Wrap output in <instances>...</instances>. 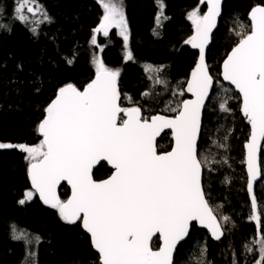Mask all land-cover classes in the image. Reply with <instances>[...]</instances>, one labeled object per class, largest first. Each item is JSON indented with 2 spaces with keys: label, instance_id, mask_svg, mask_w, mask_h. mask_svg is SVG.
Returning <instances> with one entry per match:
<instances>
[{
  "label": "snow or ice",
  "instance_id": "snow-or-ice-1",
  "mask_svg": "<svg viewBox=\"0 0 264 264\" xmlns=\"http://www.w3.org/2000/svg\"><path fill=\"white\" fill-rule=\"evenodd\" d=\"M103 15L93 29L91 44L101 52L97 34L108 37L112 29L123 38L125 62L133 60L129 48V29L122 0H99ZM157 26L163 16V0H157ZM199 6L188 12L192 35L184 41L198 50L185 87L174 95L190 99L169 104L166 111L145 114L142 105L124 107L121 104L119 77L121 70L107 66L103 58L92 59L94 76L82 88L67 82L59 86L54 97L43 108L37 125L42 137L39 143H0V149L17 148L26 154L30 188L19 201L21 205L37 197L56 211L66 225L79 226L88 236L96 253V264H174L178 244L188 236L193 223L207 228L213 238L221 239L223 230L209 205L202 186V173L209 165L201 158V115L216 78L207 62L206 50L222 15V0H199ZM2 12V9H0ZM31 17L38 25L50 22L38 0H15L14 19L21 23ZM250 25H240L238 42L222 62L219 77L233 86L241 98L240 111L250 126L246 149L247 191L251 197L250 220L256 222L260 258L264 264V233L254 183L264 179L261 151L264 148V0L251 7ZM0 31H11L0 23ZM30 31L35 35L36 27ZM69 65L72 59L66 61ZM22 69V65H17ZM161 68L145 66V72H160ZM149 79H153L149 75ZM156 84L166 82L159 77ZM39 87L36 91H39ZM149 97L150 93H143ZM131 101V97H126ZM229 111L226 102L220 104ZM167 130V133H166ZM170 134L168 150H158L157 138ZM223 147V145H219ZM106 162V163H105ZM110 166L111 174L94 179V169ZM62 182L70 186V195L61 199L58 188ZM225 222L230 218L223 216ZM159 241L153 247V239ZM13 239L31 244L33 239L13 228ZM206 251V250H205ZM252 251V248H248ZM29 252V264H33Z\"/></svg>",
  "mask_w": 264,
  "mask_h": 264
},
{
  "label": "trees",
  "instance_id": "trees-1",
  "mask_svg": "<svg viewBox=\"0 0 264 264\" xmlns=\"http://www.w3.org/2000/svg\"><path fill=\"white\" fill-rule=\"evenodd\" d=\"M38 2L47 12L50 22L45 20L36 25L33 20H43V17H31L29 14V21L21 23L13 18L15 0H0V23L11 27V31H0V143L37 144V125L43 117V108L64 83L72 82L82 88L93 77L92 59L96 55L102 56L107 66L121 70L122 106L142 105L146 115H173L165 110L177 99L171 96L173 88L186 86L185 81L198 58V53L184 41L192 35L188 12L197 6L201 12L206 9L199 0H163V16L167 19L162 18L159 26L156 22L159 12L157 0H122L130 33L129 48L133 54V60L127 62L123 59V40L115 35L116 31L105 45L110 47L106 51H96L91 44L93 29L103 15L98 0ZM258 3L261 0L226 1L223 18L207 58L216 78L214 94L217 84L232 89L222 82L219 72L226 55L239 40L236 32L240 30L233 25L234 18L250 25L248 13ZM32 27L37 29L35 35L30 31ZM100 41L103 39L98 43ZM68 59L73 60L71 65L66 62ZM17 65H22V69ZM146 65L162 67L163 70L146 73ZM149 75H157L166 83L151 88L149 82L153 79L150 80ZM37 87L39 91H36ZM145 92L150 96L144 97ZM226 94L227 97L219 103H213L212 99L206 107L200 152L203 157L202 145L207 138L205 127L211 117L215 116L218 128H222L225 122V162L215 180L210 181L214 171L204 169L203 184L206 198L218 219H221L220 215L230 219L226 224L221 223L225 235L220 241H214L206 231L193 225L188 240L178 249L176 262L181 251L199 237L205 240L209 264H254L260 258V245L254 242L259 236L249 219L251 197L245 173L244 145L250 129L240 111L239 95L234 91ZM126 97H133V102L128 103ZM189 98V94H185L179 100ZM225 102L229 111L220 108V104ZM170 143V134H164L157 143L158 150H168ZM25 156L17 148L0 149V264H23L26 254L32 249L36 251L33 264H96V253L87 234L78 225H66L55 210L44 206L37 197L32 202L19 203L30 188ZM261 160L264 172V148ZM228 165L233 166V171L226 178L224 173ZM98 169L94 173L97 180L111 174L108 167ZM209 175L206 181L205 177ZM61 191L66 189L61 188ZM255 195L259 210L264 211V179ZM215 207H219V211ZM14 227L17 231H25L29 237L39 236L40 242L33 239L31 244H26L23 240L13 239ZM261 233H264V216ZM158 245L155 238L153 247Z\"/></svg>",
  "mask_w": 264,
  "mask_h": 264
},
{
  "label": "rangeland",
  "instance_id": "rangeland-1",
  "mask_svg": "<svg viewBox=\"0 0 264 264\" xmlns=\"http://www.w3.org/2000/svg\"><path fill=\"white\" fill-rule=\"evenodd\" d=\"M234 20H235V22H233V25L234 26L236 25L239 30H240L241 24L246 26L245 22L240 21L237 18H234ZM128 29H129V27H128ZM113 30L116 31V33H117L116 29H112L110 31V33ZM99 36L101 38H108L109 37V36L104 37L102 34H99ZM118 37L123 40V38L120 37L119 35H118ZM218 87L221 88L220 91H218ZM178 89H180V87L174 86L171 96L176 97L177 99H176V101H173L174 103H171V104H175L179 100V96L174 95V93ZM224 89L225 88L221 84H217L215 94H214V90H213V93H212L210 100L213 99V103H219L223 97H227V94L224 91ZM133 100H134V98L131 97V101L128 100V103H132ZM225 119L226 118L224 117V120ZM221 121H222V118H221ZM223 122L224 121H222V123ZM205 131H207V138L202 145V151L204 152L205 155L201 158L203 159V158L207 157V160L210 162L209 165L205 167V170H207L209 172L211 170L214 171L215 175H212V177L210 178V181H212V180H215L218 178V176L220 174L219 172H221L222 166H223V164L225 162V158L227 156L226 149L224 148L225 134L227 133V130L225 128V122L223 123L222 128H218V125L216 124V118H215V116H212L211 120L209 121V123L205 127ZM213 134H215V136H213ZM219 145H223V147H220ZM203 172H204V170H203ZM203 176H204V173H203ZM209 177H210V175L205 177L206 181L209 179ZM203 181H204V178H203ZM33 200H34V198L31 201H28L26 203L32 202ZM215 208H217V210L219 211V207H215ZM219 215H220V213H219ZM220 217L222 218L221 215H220ZM220 221L222 224H226L229 222V220L227 222H225L223 219H220ZM201 236H203V235H201ZM180 254H181V256H179V258L177 259L176 264H209L207 261L206 243H205V240L203 238L199 237L196 240H194L193 243L187 249H185L184 251H181Z\"/></svg>",
  "mask_w": 264,
  "mask_h": 264
},
{
  "label": "water",
  "instance_id": "water-1",
  "mask_svg": "<svg viewBox=\"0 0 264 264\" xmlns=\"http://www.w3.org/2000/svg\"><path fill=\"white\" fill-rule=\"evenodd\" d=\"M226 1L227 0H222V15H221V17L219 18V20H218V26H217V28L216 29H214V31H213V34H212V39H211V42H210V44H209V46H208V48H207V50H206V56H207V58H208V52H209V49H210V47H211V45H212V42H213V37H214V35H215V33H216V31L218 30V28H219V26H220V23H221V20H222V18H223V14H224V6H225V4H226ZM203 6H206V4H202ZM206 10H207V8H206ZM250 22V21H249ZM189 46V48L192 50V51H194V52H196V53H198V50H196V49H192L191 48V46L190 45H188ZM207 62H208V59H207ZM222 66V65H221ZM221 80H222V78H221ZM225 85H228L229 87H231V88H233V86H231V85H229L228 84V82H226V81H222ZM119 88H121L120 87V83H119ZM213 90H214V86H213V89H212V91L210 92V95H209V98H208V100L205 102V107H204V109L202 110V115H201V132H202V127H203V121H204V113H205V110H206V107H207V105H208V103H209V101H210V99H211V96H212V93H213ZM235 92V91H234ZM236 93V92H235ZM238 94V93H237ZM239 95V94H238ZM190 98H191V95H190ZM189 98V99H190ZM241 99V98H240ZM249 129H250V126H249ZM166 132H167V130H166ZM164 135V133H162L161 134V137ZM161 137H158L157 138V143H158V141L161 139ZM247 143V142H246ZM245 143V144H246ZM262 150H263V148H262ZM244 152H245V159H246V149H245V147H244ZM261 154H262V151H261ZM260 162H261V159H260ZM106 163V162H105ZM109 168H110V166H108ZM95 170H97V169H94V171ZM245 171H246V174H247V169H246V163H245ZM204 173V172H203ZM203 173H202V186H203V189H204V184H203ZM261 180V179H260ZM260 180H257L255 183H254V188L258 185V183L260 182ZM63 185H66L68 188H69V190H70V186L69 185H67V182H62L61 183V185L59 186V188H58V194L60 195V197H61V199H63L62 198V196H61V193H60V189H61V187L63 186ZM205 192V191H204ZM205 197H206V194H205ZM37 198H38V196H37ZM39 199V198H38ZM207 199V198H206ZM40 200V199H39ZM41 201V200H40ZM42 202V201H41ZM46 206V205H45ZM46 207H48V206H46ZM49 208V207H48ZM219 220V219H218ZM220 222V221H219ZM221 224V223H220ZM193 225H196L199 229H201V230H204V231H206L207 232V234L214 240V241H220V240H222V238L224 237V234H223V236L221 237V239H219V240H216L215 238H213L212 237V235H211V232L207 229V228H205V227H203V226H200L199 224H197V223H193ZM221 227H222V225H221ZM192 228V227H191ZM191 228H190V230H189V234H188V236L187 237H185V239L183 240V241H181L179 244H178V246H177V250H176V252L174 253V258H173V260H174V262H175V257H176V254H177V251H178V249H179V247H180V245L181 244H183L184 242H186L187 240H188V238H189V235H190V232H191ZM222 230H223V227H222ZM223 233H224V230H223ZM155 239V238H154ZM153 239V240H154Z\"/></svg>",
  "mask_w": 264,
  "mask_h": 264
},
{
  "label": "flooded vegetation",
  "instance_id": "flooded-vegetation-1",
  "mask_svg": "<svg viewBox=\"0 0 264 264\" xmlns=\"http://www.w3.org/2000/svg\"><path fill=\"white\" fill-rule=\"evenodd\" d=\"M202 5V4H201ZM203 6V5H202ZM206 7V6H205ZM205 11H206V9H205ZM222 21V20H221ZM249 24H250V22H249ZM247 26V25H246ZM113 32H114V30L110 33V35H109V37L108 38H98L97 39V41L99 40V39H103V41H100L99 42V44L101 45V47H103V49L105 50H107L108 48H110L109 46H106L105 47V45L108 43V41H110L111 39H112V35H113ZM217 32V31H216ZM216 34V33H215ZM99 35V34H98ZM115 35L116 36H118L116 33H115ZM215 36V35H214ZM113 37H114V35H113ZM213 39H214V37H213ZM105 50V51H106ZM96 51H100L98 48H96ZM102 57V56H101ZM104 60V59H103ZM105 62V61H104ZM92 68H93V73H94V67L92 66ZM93 76H94V74H93ZM158 76L157 75H153V80L152 81H150L149 82V85H150V87L151 88H156V83H155V79L157 78ZM93 78V77H92ZM119 83H120V87L122 86V74L120 75V77H119ZM121 89H122V87L120 88V92H121ZM189 96H190V94H189ZM121 98H122V94H121ZM137 105V104H136ZM203 123H204V121H203ZM202 129H203V127H202ZM203 131V130H202ZM206 132V135H207V131H205ZM38 134V133H37ZM165 134V133H164ZM201 134H202V132H201ZM201 137H202V135H201ZM40 139H42V137L38 134V140L40 141ZM200 141H201V138H200ZM39 143V142H38ZM200 143V142H199ZM263 151V150H262ZM261 156H262V154H261ZM262 161V160H261ZM108 167V166H107ZM98 168H99V166H98ZM109 168V167H108ZM261 168H262V165H261ZM110 169V168H109ZM96 171V170H95ZM95 171H94V173H95ZM245 173H246V171H245ZM246 177H247V174H246ZM94 179H96L95 178V175H94ZM262 182V179L260 180V182L258 183V185L254 188V193L256 192V190H257V187L259 186V184ZM62 189L64 188V189H66V191L65 192H63V191H61V189H60V193H65V195L64 196H62V198L63 199H67V197H68V195H70V190H69V188L66 186V185H63L62 187H61ZM44 205V204H43ZM45 206V205H44ZM224 235H225V232H224ZM209 236V235H208ZM210 237V236H209ZM224 238V237H223ZM177 255V254H176ZM175 262H176V257H175ZM175 262H174V264H175Z\"/></svg>",
  "mask_w": 264,
  "mask_h": 264
},
{
  "label": "bare ground",
  "instance_id": "bare-ground-1",
  "mask_svg": "<svg viewBox=\"0 0 264 264\" xmlns=\"http://www.w3.org/2000/svg\"><path fill=\"white\" fill-rule=\"evenodd\" d=\"M230 171H233V166L228 165V166H227V171H226V173H224V175L226 176V178H229V177H230ZM224 175H223V178H224ZM227 175H229V176H227ZM251 222L255 225V227H256V229H257L256 222L253 221V220H251ZM252 239H253V238H252ZM253 240H254V239H253ZM254 241H255V240H254ZM31 252L35 253V255H34L33 257H31V260H32V262H33V259L36 257V251H35V249H32ZM28 253H29V252H28ZM28 253H27L26 256H25V259H24L23 264H29Z\"/></svg>",
  "mask_w": 264,
  "mask_h": 264
}]
</instances>
